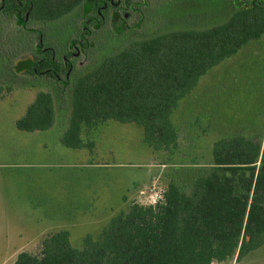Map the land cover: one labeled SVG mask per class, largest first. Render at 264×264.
Segmentation results:
<instances>
[{"label": "trees", "instance_id": "1", "mask_svg": "<svg viewBox=\"0 0 264 264\" xmlns=\"http://www.w3.org/2000/svg\"><path fill=\"white\" fill-rule=\"evenodd\" d=\"M142 3L145 0H0V14L13 16L24 31L36 34L33 56L22 74L66 87L74 66L70 57L86 52L95 36L100 42L104 32L115 40L141 31ZM80 5V30L60 49L45 40L41 29L28 26L33 20L61 18ZM189 8L187 14L195 13ZM219 8L225 17L218 18L212 10L208 18L213 19L205 22L206 16L194 14L176 20L181 27L171 25L108 45L100 66L77 76L71 88L62 143L89 147L81 137L83 127L114 120L141 127L142 141L153 151L174 147L179 133L171 113L180 100L208 70L264 35V0H221ZM137 13L139 18L128 24L127 16ZM54 121L53 96L40 89L14 124L31 132L47 130ZM211 155V166L185 188L170 181L162 200L132 204L111 217L98 237L86 234L80 247L71 243L67 230H56L42 238L37 253L20 251L13 264H212L234 256L242 259L264 245V142L245 135L222 136L213 142Z\"/></svg>", "mask_w": 264, "mask_h": 264}, {"label": "rangeland", "instance_id": "2", "mask_svg": "<svg viewBox=\"0 0 264 264\" xmlns=\"http://www.w3.org/2000/svg\"><path fill=\"white\" fill-rule=\"evenodd\" d=\"M220 1L145 0L143 31L115 40L104 32L100 42L95 36L86 52L70 57L74 66L66 87L22 74L21 68L33 56L36 34L24 31L13 16L0 14V264H13L23 250L37 253L42 238L60 229L67 230L71 243L80 247L86 234L98 237L111 217L132 204L162 200L170 181L185 188L199 171L211 166L212 144L222 136L245 135L264 142V35L208 70L180 100L171 113L179 137L170 150H151L142 141L141 127L114 120L83 127L81 137L89 147L72 148L60 140L69 121L70 93L77 76L98 68L108 45L168 30L171 25L181 27L176 20L194 14L206 16L205 22L213 19L208 18L212 10L218 18L225 17L216 9ZM189 7L195 13L187 14ZM82 11L80 5L61 18L33 20L28 26L41 29L45 40L60 49L80 30ZM127 17L131 25L139 14ZM106 26L110 27L109 21ZM40 89L49 90L54 99L52 127L17 129L15 119ZM228 264H264V245L241 262L232 258Z\"/></svg>", "mask_w": 264, "mask_h": 264}, {"label": "crops", "instance_id": "3", "mask_svg": "<svg viewBox=\"0 0 264 264\" xmlns=\"http://www.w3.org/2000/svg\"><path fill=\"white\" fill-rule=\"evenodd\" d=\"M62 138H63V136H62ZM62 138L60 139L61 141H62ZM244 257H245V256H244ZM233 258H234V263H236V262H237V263L241 262V259H240V260H237V259L235 258V256H234ZM230 260H231V259H230ZM230 260H229V261H230ZM229 261H226V262H224V263H223V262H220V263H222V264H228ZM212 264H218V262H213Z\"/></svg>", "mask_w": 264, "mask_h": 264}]
</instances>
